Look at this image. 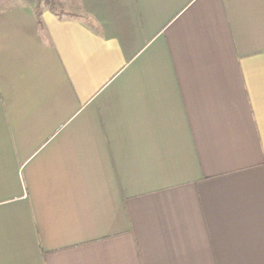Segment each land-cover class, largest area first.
Returning a JSON list of instances; mask_svg holds the SVG:
<instances>
[{
  "label": "crops",
  "instance_id": "1",
  "mask_svg": "<svg viewBox=\"0 0 264 264\" xmlns=\"http://www.w3.org/2000/svg\"><path fill=\"white\" fill-rule=\"evenodd\" d=\"M0 0V264H264V0Z\"/></svg>",
  "mask_w": 264,
  "mask_h": 264
},
{
  "label": "trees",
  "instance_id": "2",
  "mask_svg": "<svg viewBox=\"0 0 264 264\" xmlns=\"http://www.w3.org/2000/svg\"><path fill=\"white\" fill-rule=\"evenodd\" d=\"M26 1L29 2L34 7V10L39 19L44 6L50 8L57 15H61L65 12V10L62 8V3L59 0H26Z\"/></svg>",
  "mask_w": 264,
  "mask_h": 264
},
{
  "label": "rangeland",
  "instance_id": "3",
  "mask_svg": "<svg viewBox=\"0 0 264 264\" xmlns=\"http://www.w3.org/2000/svg\"><path fill=\"white\" fill-rule=\"evenodd\" d=\"M59 1H60V0H59ZM60 2H61V1H60ZM61 3H62V2H61ZM63 6H64V4H62V8L64 9V7H63Z\"/></svg>",
  "mask_w": 264,
  "mask_h": 264
}]
</instances>
